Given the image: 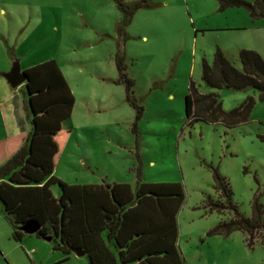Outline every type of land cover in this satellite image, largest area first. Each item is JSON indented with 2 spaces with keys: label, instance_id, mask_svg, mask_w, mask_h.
I'll return each mask as SVG.
<instances>
[{
  "label": "rangeland",
  "instance_id": "obj_1",
  "mask_svg": "<svg viewBox=\"0 0 264 264\" xmlns=\"http://www.w3.org/2000/svg\"><path fill=\"white\" fill-rule=\"evenodd\" d=\"M155 1L159 5L141 9L123 25L113 0H0V80L22 100L25 84L13 88L4 74L17 61L25 70L55 60L75 97L72 117L63 124L70 140L56 170L63 181L127 183L134 191L139 177L181 184L185 202L177 222L184 264H264L260 239L251 247L243 231L209 235L235 212L206 206L209 198L225 202L215 189L216 168L228 178L243 214L252 215L260 194L264 203V101L257 90L214 89L202 79L203 60L212 63L218 48L237 67L243 49L264 54V18H252L245 7L222 11L218 0ZM120 57L144 107L139 120L125 84L118 83ZM191 81L202 93H218L225 111L249 97L255 106L236 126L190 124ZM5 107L7 91L0 84V138L19 119L30 126L25 110L14 120ZM53 191L59 195V186ZM22 249L13 253L14 264H30L35 256ZM0 264H12L1 247ZM62 264H88V256L74 254Z\"/></svg>",
  "mask_w": 264,
  "mask_h": 264
},
{
  "label": "trees",
  "instance_id": "obj_2",
  "mask_svg": "<svg viewBox=\"0 0 264 264\" xmlns=\"http://www.w3.org/2000/svg\"><path fill=\"white\" fill-rule=\"evenodd\" d=\"M128 25L138 11L159 5L155 0H113ZM220 10L245 7L254 19L264 18V0H218ZM241 67L234 65L218 48L214 60H203L202 79L214 89L260 92L264 101V57L256 50L243 49L239 53ZM120 79L126 86L127 100L137 111V120L144 112L133 96L135 81L118 60ZM26 110L31 131L19 136L18 144L0 160V203L14 228V238L22 241L26 234L22 225L38 220L42 228L40 238L53 237L56 250L67 255L74 249L88 256L89 264H184L178 247L177 215L185 202V192L178 183H144L138 178L134 191L127 183L69 184L56 177L58 160L70 133L63 128L73 114L75 97L55 60L36 64L26 70ZM249 97L231 111H225L218 93L203 94L195 81L186 96L187 119L222 121L236 126L248 119L255 106ZM6 142L0 143L6 145ZM215 189L225 202L209 198L207 208L234 215L222 220L209 235L229 236L235 231L248 234L253 247L260 239L264 244V203L255 197L252 215L243 214L233 201L234 192L226 176L215 169ZM58 185L59 197L52 187Z\"/></svg>",
  "mask_w": 264,
  "mask_h": 264
},
{
  "label": "crops",
  "instance_id": "obj_3",
  "mask_svg": "<svg viewBox=\"0 0 264 264\" xmlns=\"http://www.w3.org/2000/svg\"><path fill=\"white\" fill-rule=\"evenodd\" d=\"M264 22V21H263ZM261 28H264V26H261ZM258 52L264 57V54L262 50H258ZM240 53V52H239ZM28 69V68H27ZM26 70V69H25ZM0 84H2L7 91V105L8 109L5 107V113L7 114L8 110L12 112L14 120H16V116L20 113V111L26 110V99H25V93H24V98L21 100L18 96V94L15 91H10L8 90V87L5 83H3L0 80ZM10 84V83H9ZM26 84V83H24ZM11 85V84H10ZM202 93V92H201ZM207 94V93H203ZM11 114V115H12ZM8 116V114H7ZM28 117V116H27ZM9 119V118H8ZM71 119V118H70ZM69 119V120H70ZM28 122L30 123L29 117H28ZM28 123V124H29ZM32 125L30 123V126H28L23 120H20L16 123L13 129L11 127L8 128V134L5 136H2L0 138V143L6 142V145H1L0 147V160L3 158V155L6 152H9L10 149H5L7 146H16L18 144V137L25 135L27 136L28 133L31 131ZM70 140V137L67 141L66 146L68 145ZM65 146V148H66ZM64 148V150H65ZM63 150V152H64ZM62 152V154H63ZM62 154L60 158L62 157ZM59 158V160H60ZM58 160V162H59ZM57 170V166H56ZM55 170L54 175L58 178H60L57 175V171ZM61 179V178H60ZM108 183L107 181H105ZM104 183V182H102ZM101 183V184H102ZM118 183V182H116ZM70 184H79V183H70ZM93 184V183H91ZM80 185H85V184H80ZM53 190V187H52ZM54 195L56 197H59V195H56L55 192L53 191ZM1 204V203H0ZM9 240L7 243L3 244L4 240ZM47 242H51V245ZM0 247L2 251L4 252L5 256H7L8 260L14 264L13 259L15 260V252H22L23 249H26L28 247V253L31 257V255H35L33 258L30 259V264H62L65 261H71L73 259L74 254H76L74 251L70 254L69 258L66 260L67 255L64 254L60 250H56L54 247V244L52 241H47L46 239L40 238L37 235H27L23 238L22 241H17L14 238V228L11 223V221L7 218V216L4 214L2 205L0 207ZM24 252V251H23ZM89 264V262H88Z\"/></svg>",
  "mask_w": 264,
  "mask_h": 264
},
{
  "label": "water",
  "instance_id": "obj_4",
  "mask_svg": "<svg viewBox=\"0 0 264 264\" xmlns=\"http://www.w3.org/2000/svg\"><path fill=\"white\" fill-rule=\"evenodd\" d=\"M4 76L13 88H17L18 86L28 81L27 75L25 74V71L22 69L21 63L18 61L14 64L11 71L5 73ZM41 228L42 225L38 220L31 219L28 222H26L24 225H22L21 230H23L26 234L34 235L37 234ZM45 239L47 241H52L53 237H46ZM73 251L79 256L86 254L84 251L78 249H74Z\"/></svg>",
  "mask_w": 264,
  "mask_h": 264
}]
</instances>
